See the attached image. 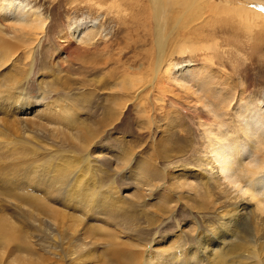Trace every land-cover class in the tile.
<instances>
[{
  "label": "rangeland",
  "instance_id": "obj_1",
  "mask_svg": "<svg viewBox=\"0 0 264 264\" xmlns=\"http://www.w3.org/2000/svg\"><path fill=\"white\" fill-rule=\"evenodd\" d=\"M192 1L193 5L184 11L185 0H166L160 15L167 37L163 68L152 88L149 84L157 49L149 0H4L11 4L0 13V37L8 41L20 39L23 45L6 69H0V75L7 74L0 77V85L7 88L6 83L13 82L15 91L21 92L31 104L27 117L46 123L38 114L34 116L36 110L42 104L57 109L55 113L50 111L49 116L56 115L58 134H66L74 143L71 149L70 144L51 143L44 135L33 134L32 145L36 149L72 151L70 155L55 157L46 152L37 155L36 167L45 170V177L63 168L70 170L63 169L61 173H73L75 169L93 173L98 186L114 187L119 197L126 196V201L135 206L131 213L140 230L127 232L131 239H141L140 244L145 246L153 242V247L163 246L160 252L175 257L183 254L194 264L200 258L206 264H217L213 258L221 247L214 244L224 237L227 242L239 240V228L254 207L246 205L245 211L240 209L236 214L226 212L228 217L223 214L230 210L231 204L222 195L216 196L218 190L212 180L215 170L205 166V152L211 144L213 148L219 146L223 138L228 146L223 150L233 152L235 167L250 159L264 161V138L256 137L257 134L250 137L246 129L250 124L261 125L264 130V0ZM3 2L0 0V5ZM226 6L255 9L258 16H237L232 10L224 11ZM32 13L46 20L42 33L36 31L32 35L26 29L14 33L7 29L16 22L24 23ZM85 40L90 44L83 43ZM166 71L184 88L168 78ZM14 110L19 108L14 106L9 112L14 114ZM11 117L0 114L1 119ZM75 128L91 138L90 146L83 138L79 139ZM15 130L14 136L18 133ZM19 139H23L22 134ZM85 145L88 148L84 149ZM5 147L16 153V164L37 153L30 154V150L23 148V153L17 154L20 148ZM240 147L244 155L239 158L235 153ZM2 165L6 173H32L30 169L19 172L20 166L8 169ZM27 166L24 167L28 169ZM186 170L194 174L195 183H204L202 190L207 188L211 192L205 191L211 195L206 209L201 208L205 201L193 194L184 197L178 190L171 193L168 202L161 199L162 182L152 173L169 178ZM263 177L264 169L260 178ZM40 178L29 177L22 183H36ZM258 179L257 174L253 181ZM29 188L26 193L30 190V195L36 194L35 197L48 203L52 201L50 205L59 211L74 215L73 222L80 228H88L84 224L96 226L103 233L109 227L119 234L116 228L120 223L107 215L93 219L84 215L78 205L61 203L59 194L57 197L47 193V186L46 190ZM14 191L18 192V188ZM135 192L144 199L136 200ZM161 204L165 206L164 212L158 210ZM227 220H231L228 230L221 234L220 223ZM157 240L160 241L155 244ZM161 240L165 243H160ZM203 246L208 248L206 254L199 250ZM102 248L98 250L100 254ZM182 258L175 259L174 264H179ZM233 259L231 256L230 261Z\"/></svg>",
  "mask_w": 264,
  "mask_h": 264
},
{
  "label": "bare ground",
  "instance_id": "obj_2",
  "mask_svg": "<svg viewBox=\"0 0 264 264\" xmlns=\"http://www.w3.org/2000/svg\"><path fill=\"white\" fill-rule=\"evenodd\" d=\"M3 1L4 0H2V2ZM149 1L151 3L149 5H151L153 10V34L157 49L154 72L152 78L150 77L149 86L155 88L157 77L160 75L163 68L162 63L164 61V47L167 40L166 34L162 28L163 25L161 26L160 23V15H163L161 12L165 9L164 6L166 5V0ZM192 2V0H185V3L183 2V5L185 6L183 10L185 11L188 7H191V5H193ZM10 4L11 2H3V4L0 5V13ZM23 9L24 7L21 6V10ZM225 10H227V12L232 10L235 15H244L245 18L249 14L258 16V13L256 12L257 10L246 8L245 6L231 9L226 6L224 8V11ZM45 21L46 20L42 17L32 13L30 18L25 20L24 23L16 22L14 25L8 26L7 29L12 30L14 33L24 32L26 29L30 34L32 33V35H35L36 31H40L41 33L44 31L46 24ZM15 39L16 38L13 37V40ZM85 41L83 43L90 44L88 41ZM22 45L23 41L20 39L8 41L0 37V69H3L10 63V61L13 60ZM31 65L32 63L30 64V68ZM166 74H168V78H170L173 82L184 88L182 83L173 79L169 71H166ZM6 75L7 74L0 75V77H4ZM25 79L26 77H24V80ZM8 81L11 82L12 80L9 78ZM197 83L199 84L198 81ZM6 84H9L7 88L0 85V114H11L12 119L0 118V164L3 163V165L9 167L8 169L13 167L16 169L20 166V171H17L21 172L30 169L32 173H27L26 171V173H6V169H2L0 167L2 169V173L0 172V189L2 191L0 192V264H174L175 259H181L182 257L183 258L179 264H194L190 259L188 260L184 258L183 254L175 257L173 254L166 251L160 252V250H163V246L158 245V247H153V242H151L150 245L145 246L140 244L141 239H131V235L127 232L132 230L138 232V230H140V228L136 225L133 213H131L135 206L133 207L131 203L126 201V196L119 197L116 194L114 187L98 186V181L94 178L93 173H86L87 170L85 173H82V170L78 171L76 169L73 173H61V170H65V168H63L55 171V173H49V176H46V178L44 176L45 170L40 167H36V163L38 161L35 160L36 156H41L44 152L51 154V157L63 154L70 155L72 151H63L65 149L51 151L48 148H44L43 150L36 149L32 145V142L35 141L33 134L44 135L46 139L49 138L51 143L52 141L54 143L59 142L60 144L66 146L70 144L71 149H74V143L70 138L66 137V134H58L59 129L55 124L54 118L56 115L54 117L49 116L51 115L50 111L55 113L57 112V109L48 104H42L41 108L36 110L34 116L38 114V118L46 120V123H43L40 119L27 117L31 111V104L23 98V94L21 92H16V89L13 88L10 83ZM52 91H54V89ZM14 106L19 108V110H14L13 114L9 112V110L13 109ZM20 113L22 114L18 117ZM23 115L26 117H22ZM42 124L46 125V128ZM27 125L29 127H27ZM48 126L51 127V129H48ZM91 127L94 129V126ZM13 128H16L18 132L15 134L16 137L12 134ZM246 129L250 137H254L257 134L256 137L264 138V130L261 125L254 126L247 124ZM76 130L78 131L77 133L79 139L81 140L83 138V141L90 146L89 144L91 138H86L85 134L82 135L78 128ZM20 134H22L23 139H19ZM226 142L223 138H220V145L216 146L217 149L216 147L213 148L211 144L210 148L205 152L207 156L205 166H207L208 169L213 167L215 170L212 174V180L216 183L215 189L220 192L219 193L217 191L216 196L217 194L222 195L224 198L228 199L231 204L230 210L225 211L223 214L226 216L229 215L230 212L236 214L241 211L240 209L245 211L246 208L244 207L246 205L253 206L254 209L250 210L248 213L244 212L247 213V216L245 215L247 217V221L243 225L241 224L239 228V240H231L230 242H227L225 237L224 239L217 240L214 246H220L221 251L216 254L214 258L213 253L210 251V253H208L209 258L210 260L212 258L213 260L217 259V264H264V177L260 178L261 172L264 169V161L258 163L255 160L251 162L250 159L247 162L242 163L241 167H243V170H241V167H235L232 159L233 152H231L230 149H228L230 152L223 150L225 147H228ZM87 145L84 146V149H86L85 147ZM223 145L225 146L223 147ZM5 146H11L17 149L20 148L19 151L21 152L22 150V152H18L17 154H22L23 148L30 150V154L34 152L37 153L33 156H29L28 161L22 163L19 162V165L15 163L17 160V157H15L17 156L15 155L16 153L12 154L7 151ZM235 154L239 156V158L244 155L241 147ZM6 160H8V162ZM55 160L53 162H55ZM67 160L68 159L65 160L66 163ZM65 161L63 160L62 162ZM26 165H28V169L24 167ZM57 165L59 166L60 164ZM57 165L53 167L54 169L52 168L53 172ZM88 166L87 167L90 168L89 164ZM148 166L146 169H148ZM15 171L16 170H14V172ZM186 171V173H176L169 178L165 176L160 177L158 175L160 173H152V176H157V178L162 182L163 189H161V193L163 197L161 196V199L168 202V198L171 196V193L173 194L178 190L180 194H184V197H187V194H193L194 197L200 198L201 202L205 201V203H203L205 204L204 207H201L205 208L207 206V201L209 200L208 198L211 197V195L207 193L211 192L207 191V188L202 190L201 186L204 185V183L199 184L198 181L195 183L193 181V179H195L194 174L189 173L190 170ZM257 174L259 179L257 181H253ZM34 176L41 178L36 180V183H22V181L26 178L29 179L30 177L33 179ZM197 176L199 178H203L202 176ZM44 178L46 180H44ZM252 182L256 184L251 186L250 184ZM30 186L35 188H44L47 186V193L55 196L59 194L61 203L66 202L68 204L73 203L76 206L78 205L77 207L83 209L84 215H90L93 219H97L99 216L107 215L109 219L112 218L114 221L120 223V226L116 229H118L119 234H121L125 240H121L119 234L112 231L109 227L107 228L108 230L103 231V233L100 229L98 230L96 226L94 227L84 224L85 226H88V228H80V226L73 222L74 215L68 214L69 212L67 214L66 212L63 213L61 212L62 210L59 211L56 209V206L54 207L50 205L52 204V201L51 203L50 201L48 203L45 199L35 197L36 194L33 196L30 195V190L29 193H26L25 190L30 189ZM16 188H18V192L14 191ZM66 188L67 190L65 193H62V190ZM205 191H207V193ZM137 193H134L136 200L139 198L144 199V197ZM261 195H263V197H261ZM241 206L242 208H240ZM158 210L164 212L165 206L162 207V204L159 205ZM224 215L222 217L223 220L225 219ZM142 217H144V215ZM78 221L83 223L80 220ZM230 221L231 220H227V222L223 221L220 223L222 226L221 230H223L221 234L228 230ZM159 241L160 240H157L155 244ZM160 243H165V241L161 240ZM225 246L227 247L224 249ZM17 247L21 249L20 252L16 251L15 248ZM100 247H103L102 254L98 252ZM207 249H205L204 246L199 248L203 254L207 253L205 251ZM103 253L106 254L107 257H103ZM231 256H234L232 261H230ZM197 264L206 263L202 260V258H200Z\"/></svg>",
  "mask_w": 264,
  "mask_h": 264
}]
</instances>
